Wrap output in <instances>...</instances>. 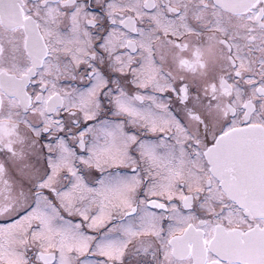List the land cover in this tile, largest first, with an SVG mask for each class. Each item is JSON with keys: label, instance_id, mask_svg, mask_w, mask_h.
<instances>
[{"label": "snow or ice", "instance_id": "snow-or-ice-1", "mask_svg": "<svg viewBox=\"0 0 264 264\" xmlns=\"http://www.w3.org/2000/svg\"><path fill=\"white\" fill-rule=\"evenodd\" d=\"M0 264H264V0H0Z\"/></svg>", "mask_w": 264, "mask_h": 264}, {"label": "flooded vegetation", "instance_id": "flooded-vegetation-1", "mask_svg": "<svg viewBox=\"0 0 264 264\" xmlns=\"http://www.w3.org/2000/svg\"><path fill=\"white\" fill-rule=\"evenodd\" d=\"M72 83L76 84L77 86L79 85V81L72 82ZM89 123H94V122H89ZM77 151L79 152L80 150L77 149ZM81 154H83V153H81ZM64 183H66V181ZM154 211H158V210H154ZM184 211L187 212V210H184ZM197 214H200V213H197ZM65 216L68 219H72L74 222L79 221V219H80L79 217H67V213H65Z\"/></svg>", "mask_w": 264, "mask_h": 264}]
</instances>
